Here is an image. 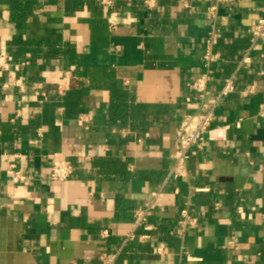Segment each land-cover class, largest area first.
I'll list each match as a JSON object with an SVG mask.
<instances>
[{
  "label": "crops",
  "instance_id": "0c3cea01",
  "mask_svg": "<svg viewBox=\"0 0 264 264\" xmlns=\"http://www.w3.org/2000/svg\"><path fill=\"white\" fill-rule=\"evenodd\" d=\"M11 1L0 0V54L14 63L0 71V264H104L158 193L153 230L137 233L150 239L128 244L115 264H264V46L239 66L264 0L219 7L223 57L205 102L190 87L205 71L213 0H154V8L114 0L113 9L32 0L21 29ZM19 36L39 53H21ZM234 72L235 92L215 113V125L230 127L227 140L193 156L187 177L167 181L184 117L213 104ZM19 78L22 87L13 85ZM116 92L128 96L122 125ZM53 160L71 161L72 177L52 180ZM13 165L29 186L12 182ZM184 215L196 223L179 235Z\"/></svg>",
  "mask_w": 264,
  "mask_h": 264
},
{
  "label": "built area",
  "instance_id": "2783aa9c",
  "mask_svg": "<svg viewBox=\"0 0 264 264\" xmlns=\"http://www.w3.org/2000/svg\"><path fill=\"white\" fill-rule=\"evenodd\" d=\"M234 0H213V5L209 8V14L211 15V25L208 31V35L205 41L206 51L204 55V68L203 71L192 83L191 91L194 94L195 98L201 102H205L206 94L208 87L213 81L212 67L219 61L222 60L221 53L216 49L219 40L223 37V32L218 25L217 11L220 6L230 3ZM103 6L106 9H113L114 0H103ZM148 8H154L156 3L154 0L145 1ZM106 20L111 30H114L118 27L119 24V15L117 12L111 10L106 15ZM249 42L250 45L239 60V66L245 64H250L252 62L251 54L257 49L260 45L264 46V10L260 18L258 19L257 24L253 29L249 31ZM28 62H23L22 66H27ZM14 66L12 59L4 54H0V71L8 70L10 67ZM228 79L225 80V84L219 93L216 101L208 106L207 108H201L199 111L188 114L184 117L179 130L177 131V139L175 142V150L172 155L173 159V168H171L167 181L177 180L185 178L188 176V163L189 160L196 155L201 154L206 146L209 143L226 141L228 138V132L230 127L228 125H215V113L219 101L232 95L235 92V78L236 72L232 74ZM72 77L71 71H66L65 78L69 81ZM13 85L22 87L21 78L16 80ZM11 86V85H10ZM9 84H4L5 89L10 88ZM59 94L64 95L67 92L66 86L59 87ZM44 101L47 100V96L44 94ZM52 167L50 170V178L54 181L64 182L70 179L75 171L74 164L69 160H53ZM11 180L16 185L29 186L32 182L31 176L22 169H16L15 166H12V177ZM161 194L158 193L155 199L147 205L145 210H138L134 214V224L133 229L125 237L122 242L121 247L115 253L103 255L101 260L104 264H115L120 256L122 250L130 243L134 241L146 242L150 239L149 234L138 235V230L142 229L146 231L153 230V227L149 225L148 215L150 211L154 209L156 200L160 197ZM179 229L178 234L182 235L186 227L189 225H194L196 220L189 218L187 215H184L182 219L178 222ZM162 249H158L160 253ZM191 260V259H190Z\"/></svg>",
  "mask_w": 264,
  "mask_h": 264
},
{
  "label": "trees",
  "instance_id": "16d2710c",
  "mask_svg": "<svg viewBox=\"0 0 264 264\" xmlns=\"http://www.w3.org/2000/svg\"><path fill=\"white\" fill-rule=\"evenodd\" d=\"M10 12L12 21L17 25L18 29H21L24 23L32 16L33 13V1L32 0H12L10 2ZM16 42H18V46L20 47V52L23 53L25 51L32 52L33 56H36L39 53L40 48L32 47L29 42L25 41L23 38L16 37ZM31 46V47H30ZM52 52L54 54H58L59 49L53 48ZM128 96L123 92H116L112 94V110L114 118L118 119L119 124L126 123V111L129 110L127 106Z\"/></svg>",
  "mask_w": 264,
  "mask_h": 264
}]
</instances>
